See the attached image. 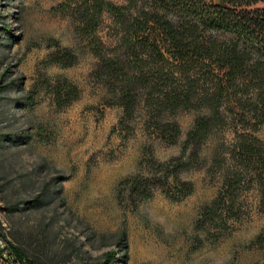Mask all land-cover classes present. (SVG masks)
<instances>
[{
	"label": "rangeland",
	"instance_id": "374dc122",
	"mask_svg": "<svg viewBox=\"0 0 264 264\" xmlns=\"http://www.w3.org/2000/svg\"><path fill=\"white\" fill-rule=\"evenodd\" d=\"M92 5L0 0V264H264L257 182L241 177L234 205L224 187L238 135L264 145V122L237 116L247 90L224 93L225 124L185 148L208 110L157 117L139 97L126 113L100 72L102 57L126 59L123 32ZM157 122L177 125L172 142Z\"/></svg>",
	"mask_w": 264,
	"mask_h": 264
},
{
	"label": "trees",
	"instance_id": "16d2710c",
	"mask_svg": "<svg viewBox=\"0 0 264 264\" xmlns=\"http://www.w3.org/2000/svg\"><path fill=\"white\" fill-rule=\"evenodd\" d=\"M260 1L264 0L210 4L205 0H141L142 7L127 20L124 11L136 0L122 7L93 0L94 13L105 8L124 35L126 59L102 57L100 67L101 73L115 81L110 86L118 104L130 113L140 97L157 117L180 108H206L208 113L196 118L187 133L186 148L200 145L211 130L225 124L219 110L224 93L247 90L245 100L236 98L237 116L242 123L248 116L255 119L250 126L257 129L264 122V8L252 6ZM208 82L210 87H204ZM71 92L67 91L66 98L72 97ZM155 127L171 142L179 133L172 123L157 122ZM229 152L231 166L224 187L230 204L234 205L241 177L247 176L257 182L264 209V145L252 134L242 133ZM217 160L221 165L227 158ZM175 181L182 194L192 190L190 183Z\"/></svg>",
	"mask_w": 264,
	"mask_h": 264
}]
</instances>
